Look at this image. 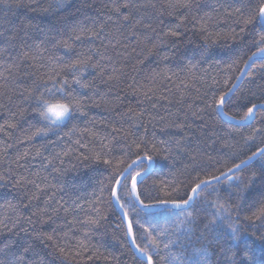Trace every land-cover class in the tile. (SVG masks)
<instances>
[{
  "label": "trees",
  "instance_id": "16d2710c",
  "mask_svg": "<svg viewBox=\"0 0 264 264\" xmlns=\"http://www.w3.org/2000/svg\"><path fill=\"white\" fill-rule=\"evenodd\" d=\"M160 2L133 0V3L142 7L122 9V15L131 11L132 18L123 21L121 16L118 21L123 25L120 32H116L109 24L100 37L84 33L79 41L74 36L69 39L72 26L78 21H84L86 15L89 18L87 26L92 27V20H96L98 29L99 23L111 15L109 9L104 7L110 4V0H36V3L24 0L31 7L13 8L11 11L0 6V31L5 36L11 35L12 30L21 22L31 20L42 29H54L51 34L57 40L69 39L74 51L67 53L60 48L57 53L64 61L74 59L76 53L87 52L91 48L92 63L98 64L96 68L89 67L82 77L89 84L88 88L72 83L70 74L53 76L46 66L47 53H44L43 58L35 59L31 58L30 53V58L24 60L19 68L13 69L11 76L0 67V73L6 77V80L0 79V126H4L0 130V219L11 217L16 211L24 221L29 217L34 221V225L25 223L24 227L31 230L34 226L42 233L53 235L54 239L48 242L50 247L46 251L55 252L56 249L51 245L60 244L69 255L66 259L59 255L50 256V264H136L134 251L123 234L120 212L108 202L107 189L103 193L99 191V182L109 175L111 169L102 163L84 160L83 156L89 155L90 150L107 153L110 148V155L116 160L125 153L135 159L137 150L133 141L145 137L149 141V151L151 144L155 143L159 151L150 152L153 155V171L144 183L152 186L155 182L152 195L156 196L163 191H170L174 182L187 181L193 175L198 174L201 178L218 175L216 169L222 168L225 163L231 166L232 160L238 162L257 147H264V133L256 135L254 140L246 141L248 136L254 134V129H264V110L257 112L251 125L240 127L219 116L208 106L213 94L225 87L227 78L238 74L235 69L228 68L237 45L223 38L231 22L213 12L225 0H195L199 7L194 9L192 15L196 19L185 21L179 29L183 33L179 40L165 36L169 28H174L180 21L177 15H168L167 12L160 16ZM249 2L255 6L258 0ZM152 4L156 5V9L151 7ZM206 12L211 13L213 18L200 19ZM138 20L142 22L137 24ZM149 23L155 31L144 26ZM201 25L207 28L206 32H201ZM133 29L135 35L131 31ZM209 33L212 35L209 36ZM216 33H220L221 37L217 38ZM36 34L40 35L38 32ZM145 36L148 37L147 41L144 40ZM206 37L209 55L201 60L200 52L205 46ZM161 39L168 42L161 44ZM253 39H259V36L250 31L246 40L250 42ZM2 40L3 37H0ZM110 41L112 44H116V41L120 43L115 48L109 45L105 53L103 45H108ZM47 46L51 48V45ZM0 47H3V43H0ZM147 48H152L151 54ZM95 49H99L106 58L101 60L95 54ZM133 49L136 51L133 52ZM251 51H255V48L245 49L248 55ZM17 52L10 54L15 56ZM165 56L169 58L164 60ZM10 63L9 53L0 56V64ZM42 64L45 66L42 67ZM259 64L257 62L256 68H259ZM114 71L120 79L108 80ZM64 78L69 81L67 90L79 96L87 115L77 112L65 124L53 126L47 135L27 140L26 137L35 127L48 124L41 121L33 111L37 107L35 96L45 92L46 88H52L53 82ZM257 85H264L260 75H257L255 83H249L245 78L240 90L245 101L260 106L264 105V90ZM30 92L33 98H28ZM45 98L57 100L62 99L63 95L59 92L55 95L45 93ZM21 108L25 109L23 116L19 114ZM225 111L235 117L232 121H241L243 111L240 108ZM121 113L124 114L123 118L119 115ZM5 122L14 123L16 127L8 128ZM177 124L183 127L177 128ZM110 125L122 131L112 133ZM174 138L181 139L187 146L184 151L175 148ZM102 140L108 148L101 149ZM161 141H168L172 150L167 151L168 145ZM38 149L41 152L39 156L36 155ZM24 152H28V156L17 159ZM140 154L143 155V152ZM192 155L197 157V172L192 171ZM165 157L168 159L165 160ZM258 163V160L255 161L253 167ZM54 168L60 171H53ZM248 171L245 169L244 174ZM37 184L40 185L39 191ZM213 187L222 198L221 202L229 200L226 181L214 184ZM101 195L104 197L103 213L107 220L104 221V227L92 236L90 247H99L103 256L109 258L93 257L90 260L87 250L85 254L76 257V240L82 239L83 235L81 222L92 213L93 204ZM49 197L52 199L49 200ZM180 197H183V192ZM214 199L215 194L208 197L209 201ZM46 200H49V213L52 208H60L54 222L48 221L46 215L38 212V209L45 207ZM74 204L81 207L73 210ZM12 205L17 207L14 209ZM61 205L69 208V211H63ZM33 212H37V215L33 216ZM148 212L158 214L155 216L158 230L168 229L170 233L174 230L175 217L169 218L162 209H149ZM214 212L215 209L209 203L197 202L193 223L186 225L192 231L186 236L181 235L186 251L177 246L171 249L172 254L186 259L194 253L202 254L203 249L207 253V264H230L233 251L237 253L236 259L241 260L240 254L244 251L242 244L247 241L252 244L250 259L243 260L242 264H264V242L259 239L264 236V224L244 219L250 215L248 212L241 213L239 221L236 220L235 211L231 212L230 217L224 214L223 219H217L218 231L211 239L200 238L204 224L209 223ZM229 223L240 230L239 241L231 238L232 233L227 226ZM116 224H121V230H115ZM134 231L139 236L142 230L136 227ZM65 233L68 238H65ZM23 235L20 233V237ZM165 254L166 250L160 252L161 256ZM154 259L157 257L154 256ZM160 264L165 262L160 261ZM168 264L176 262L169 257Z\"/></svg>",
  "mask_w": 264,
  "mask_h": 264
},
{
  "label": "snow or ice",
  "instance_id": "6c2138e0",
  "mask_svg": "<svg viewBox=\"0 0 264 264\" xmlns=\"http://www.w3.org/2000/svg\"><path fill=\"white\" fill-rule=\"evenodd\" d=\"M36 3V0H33ZM0 6L5 7L9 11L13 8H25L31 7V4H25L24 0H0ZM105 8L109 9L111 15L107 20L99 23L98 29H96L97 21L92 20V27H88L86 21L89 19L85 15L84 21H78L72 26L71 34L75 37L76 41L81 40V34L90 33L91 37H100L105 33V29L109 24L115 29L116 32H120L123 27L118 21L122 16L123 21H129L131 11L127 15H122V9H135L142 7L133 3V0H110V4H105ZM151 7L156 9V5L152 4ZM199 6L195 3V0H161L159 5V15L162 16L165 12L168 15H177L180 23L176 24L174 28H169L165 36L176 38L179 40L183 33L179 31L181 26L189 18L195 20L196 16L192 15L194 9ZM44 11H47L45 9ZM213 12L217 13V16H223L225 20L230 21L229 30L223 34L224 39H230L235 45H237L236 53L231 62L228 64V68L235 69L236 75L229 76L225 82V87L218 92L214 93L211 98V104L208 105L221 117H226L229 121L235 120L234 116H229L225 111L229 108H240L243 111L241 117V123L251 125V122L255 119V110L257 105L251 103V101H245L244 94L241 92L240 82L247 78L249 83H255L257 75H260L264 79V0H258V3L253 6L249 0H225L224 3L219 4L213 9ZM83 15V13H82ZM113 16L116 17L113 20ZM212 19L211 13H204L200 19ZM142 21H137V24ZM162 23V21H161ZM146 28H152L149 23L144 25ZM33 29L36 31L34 32ZM239 29V31H237ZM54 29H42L39 25L33 24L31 20L21 22L16 26L11 35L5 36L4 32L0 31V37L3 40V47H0V56L9 53L10 64H0V67L4 68V71L9 76L13 74V69L19 68L23 64L24 60L36 57L43 58L44 53H47V68L53 76H61L70 74L72 77V83L79 85L81 88H88L89 84L84 82L82 77L85 71L89 68H96L98 64L92 63L93 49H88L87 52L81 51L75 54L74 59L64 61L57 53L60 48H63L65 52L72 53L74 51L73 45L69 43V39L57 40L51 33ZM135 35L134 29L131 30ZM207 28L201 25V32H206ZM255 32L258 34L259 39H253L250 42L246 40V36L249 32ZM40 33L37 35L36 33ZM209 36L212 33L208 34ZM217 38L221 37L220 33L215 34ZM43 36V38H41ZM144 40L147 41L148 37L145 36ZM203 50L200 52L201 60L209 55L207 37ZM39 41V42H37ZM168 41L161 39L159 43L164 44ZM120 41H116V44H112L111 41L108 45H103L105 53L109 45L115 48L119 45ZM47 45H51L49 48ZM175 46V45H173ZM146 47V45H145ZM155 47V45H154ZM255 48V51H251L248 55L245 49L251 50ZM17 55L12 56L10 53L17 51ZM136 49H133L135 52ZM147 52L151 54L152 48H147ZM95 54L100 57L101 60L105 59V55L100 52L99 49H95ZM246 57V58H245ZM169 57H163L167 60ZM111 59V57H107ZM257 62H260L259 68H256ZM242 65V66H241ZM42 67L45 65H41ZM162 74V73H158ZM101 75H103V69H101ZM0 79L6 80L3 73H0ZM120 76L115 71L108 76V80H119ZM35 83V82H34ZM69 81L67 78L63 80L53 82L52 88H46L45 92H41L39 96H35L37 107L33 109L38 114L41 121L48 122L47 126L35 127L34 131L26 137L27 140L41 135H47L53 130V126L59 125L73 117V115L79 112L81 115H87L83 111V102L78 95H75L73 91H68L67 86ZM264 90V85H257ZM2 87V85H0ZM61 93L62 99L56 100V106L60 109V115L57 119H50L48 111L51 110L52 105L50 99L45 98V93ZM28 98H33L32 93H29ZM119 99V97H116ZM107 102V101H106ZM250 105V106H249ZM260 108H264V105H260ZM246 109V110H245ZM25 109L21 108L19 114L23 116ZM15 115V114H14ZM121 118L124 114H119ZM8 128H15L16 124L5 122ZM4 126H0V130ZM112 133H119L121 128L110 125ZM177 128H182L183 125L177 124ZM264 133V129H254V134L246 138V141L254 140L256 135ZM115 139V136L112 137ZM111 141H109L110 143ZM79 143V141H77ZM136 148V158L131 159L129 153H125L122 158L116 160L112 157L111 149L108 152L90 150V154L83 156L84 160H92L96 163H102L111 169L109 175L101 180L99 191L103 193L107 189L109 193V203L118 207L123 214L121 223L124 225L123 234L129 241L132 249H134V259L136 264H160V261H164L168 264L169 257L176 262V264H207L205 259L207 253L206 250H201L202 254L194 253L186 259H182L179 255H173L171 249L179 246L181 250L186 251L184 244L181 242V235H187L192 231L190 225L193 223V214L196 211V204L199 201L209 203L215 212L212 215V219L209 223L204 224L201 231V239H211L212 235L218 231L216 227L217 219H223L224 214H228L230 217L231 212L237 213L236 220H240V214L244 212L250 213L244 217V219L252 222L259 221L264 224V147H257L255 151H252L250 155L243 159L232 160L231 166L225 163L222 168L216 169L219 173L212 174L206 178H201L198 174L190 177L189 180H180L174 182L171 186V190L163 191L162 193L153 196L152 186L147 185L144 181L151 175V164L153 161V155L159 148L155 143L151 144L149 151V141L145 137H141L137 141H133ZM161 143L168 145L167 151L172 150V145L168 141H161ZM264 143V141H262ZM174 146L179 151H184L186 145L181 139L174 138ZM108 148V145L101 141V149ZM143 152V155L140 153ZM36 155H41L39 149L36 151ZM67 155V153H64ZM28 156V152H24L19 155L17 159H23ZM131 159L129 163L128 160ZM165 160L168 157L164 158ZM259 161L255 167L253 163ZM147 161V163H145ZM192 171L197 172L195 165L197 164L196 155L191 156ZM50 164L51 161L49 160ZM63 161H61V164ZM186 168L188 165L185 166ZM245 169L249 171L244 174ZM53 171H60L58 168H54ZM222 181L227 182L229 200L221 202V197L213 183L220 184ZM37 190H40V185H36ZM211 188V191L208 189ZM159 192V190H157ZM183 192V197H180V193ZM215 194V199L208 200L209 196ZM37 198V197H34ZM234 198V200H233ZM52 198L49 197V200ZM49 200L45 201V207L38 209L39 213L47 216L48 221L54 222V217L60 211V208H52L51 213L48 210ZM104 197L98 196L93 204L92 213L81 222L82 239L76 240L77 251L76 257H80L86 254L88 259L93 257L99 259L103 258L107 260L109 257L103 256L99 247L92 246L91 239L97 230L104 227V221L107 217L103 213ZM15 209L17 206L12 205ZM79 204H74L73 210L80 208ZM63 211L68 212L69 208L63 207ZM162 209L168 214L169 218L175 217L173 224L174 230L170 233L168 229L158 230L155 226V216L158 214L148 212L149 209ZM192 209L191 211L189 209ZM141 214H144L143 216ZM37 212H33V216H36ZM46 222V221H41ZM27 223L34 225V221L29 217L24 221L19 212L14 211L11 217L0 219V264H50L48 257L53 255H59L65 259L68 257L69 252L66 248L60 244L51 245L55 248V252H47L46 249L50 247L49 241L54 239L53 235H48L37 230L34 226L31 230L23 225ZM228 229L232 233V239L239 241L240 230L234 226L233 223H229ZM138 227L142 231L139 236L134 229ZM115 230H121V224L115 225ZM55 232V230H53ZM20 233H23V237H20ZM65 238H68V234L65 233ZM17 237H20L17 239ZM175 237V238H173ZM259 239L264 242V236H260ZM244 251L241 252V260H237V253L233 251L230 264H242L243 260L250 259V250L252 244L245 241L242 244ZM162 250H166L164 256L160 255ZM138 254V256L136 255ZM154 256L157 259H154ZM115 259V257H112ZM63 264V262H62Z\"/></svg>",
  "mask_w": 264,
  "mask_h": 264
},
{
  "label": "water",
  "instance_id": "95a60500",
  "mask_svg": "<svg viewBox=\"0 0 264 264\" xmlns=\"http://www.w3.org/2000/svg\"><path fill=\"white\" fill-rule=\"evenodd\" d=\"M244 81V80H243ZM243 81H241L240 82V84H242L243 83ZM261 110H264V108H260L259 106L257 107V109L255 110V116H256V114H257V112L258 111H261ZM223 118H226V117H223ZM227 121H229L228 119H226ZM255 120V119H254ZM254 120L251 122V124L254 122ZM229 122H231L232 124H234V125H236V126H240V127H246V126H249L248 124H246V123H241L240 121H229ZM145 163H147V161H145ZM151 169H152V171H153V166H152V164H151ZM151 171V172H152ZM223 182V181H222ZM215 183H213V185H214ZM117 208V210L120 212V214H121V216H122V218H123V214H122V212L120 211V209L118 208V207H116ZM133 251H135L134 249H133ZM137 256H138V254H136Z\"/></svg>",
  "mask_w": 264,
  "mask_h": 264
},
{
  "label": "clouds",
  "instance_id": "9594fccd",
  "mask_svg": "<svg viewBox=\"0 0 264 264\" xmlns=\"http://www.w3.org/2000/svg\"><path fill=\"white\" fill-rule=\"evenodd\" d=\"M50 104L52 105L51 110L48 111V116L50 119H57L60 115V109L56 106V100L50 99Z\"/></svg>",
  "mask_w": 264,
  "mask_h": 264
},
{
  "label": "rangeland",
  "instance_id": "374dc122",
  "mask_svg": "<svg viewBox=\"0 0 264 264\" xmlns=\"http://www.w3.org/2000/svg\"><path fill=\"white\" fill-rule=\"evenodd\" d=\"M68 121V120H67ZM67 121H65V122H63V123H61V124H59V125H63V124H65Z\"/></svg>",
  "mask_w": 264,
  "mask_h": 264
}]
</instances>
